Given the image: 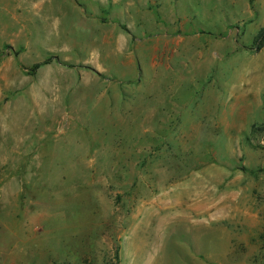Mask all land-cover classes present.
Returning a JSON list of instances; mask_svg holds the SVG:
<instances>
[{
	"label": "rangeland",
	"instance_id": "rangeland-1",
	"mask_svg": "<svg viewBox=\"0 0 264 264\" xmlns=\"http://www.w3.org/2000/svg\"><path fill=\"white\" fill-rule=\"evenodd\" d=\"M155 2L0 0V264H264V0Z\"/></svg>",
	"mask_w": 264,
	"mask_h": 264
},
{
	"label": "trees",
	"instance_id": "trees-1",
	"mask_svg": "<svg viewBox=\"0 0 264 264\" xmlns=\"http://www.w3.org/2000/svg\"><path fill=\"white\" fill-rule=\"evenodd\" d=\"M260 38H264V30L261 31V33L258 35L257 40H260ZM259 46H261V44H259ZM258 47V46H257ZM51 62V59H46L45 61H43L42 63H38L35 64L31 71H36L37 69H39L41 66L43 65H47Z\"/></svg>",
	"mask_w": 264,
	"mask_h": 264
},
{
	"label": "crops",
	"instance_id": "crops-1",
	"mask_svg": "<svg viewBox=\"0 0 264 264\" xmlns=\"http://www.w3.org/2000/svg\"><path fill=\"white\" fill-rule=\"evenodd\" d=\"M152 1H153V4L156 3L155 0H152ZM148 5H149V7H151V8H156V5H155V6L153 5V7H152V5H150V4H148ZM141 11H142V10H141ZM154 13H155V14H154V19H155V21H156V20H158V19H157L158 17H157V15H156L157 12L155 11ZM160 20H161V19H160ZM156 22H157V21H156ZM131 36H132V34L129 33V34H128V37L130 38ZM124 39H125V38H124ZM124 43L126 44V43H128V41L125 40Z\"/></svg>",
	"mask_w": 264,
	"mask_h": 264
}]
</instances>
